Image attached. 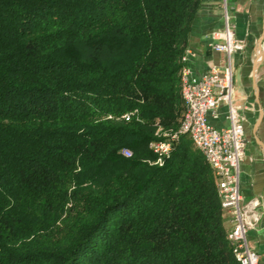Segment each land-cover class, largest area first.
Instances as JSON below:
<instances>
[{
    "label": "trees",
    "instance_id": "trees-1",
    "mask_svg": "<svg viewBox=\"0 0 264 264\" xmlns=\"http://www.w3.org/2000/svg\"><path fill=\"white\" fill-rule=\"evenodd\" d=\"M201 4L0 0V264H240L203 154L149 146Z\"/></svg>",
    "mask_w": 264,
    "mask_h": 264
},
{
    "label": "built area",
    "instance_id": "built-area-1",
    "mask_svg": "<svg viewBox=\"0 0 264 264\" xmlns=\"http://www.w3.org/2000/svg\"><path fill=\"white\" fill-rule=\"evenodd\" d=\"M223 9L225 26L221 32L215 33L217 42L212 48L225 55V63L223 66H211L197 77L186 64L191 53L186 51L180 70L184 111L179 128L174 132L159 127L156 132L158 139L149 146L157 156L155 163L162 164L180 135L193 142L213 170L221 206L231 215L232 227L227 238L236 260L240 264H259V254L251 248L248 232L255 226L260 211L256 199L243 202L240 168L245 156L246 137L240 107L234 102V55L244 50L245 42L236 36L229 19L227 0L223 2ZM221 105L227 107L229 125L217 128L210 119L217 117ZM131 116L127 113L124 118L130 120ZM123 155L130 157L132 151L125 148Z\"/></svg>",
    "mask_w": 264,
    "mask_h": 264
},
{
    "label": "crops",
    "instance_id": "crops-1",
    "mask_svg": "<svg viewBox=\"0 0 264 264\" xmlns=\"http://www.w3.org/2000/svg\"><path fill=\"white\" fill-rule=\"evenodd\" d=\"M224 0H202L189 35L191 53L186 64L200 77L211 66H223L225 55L212 48L214 35L225 26ZM228 14L236 36L245 48L234 55V102L240 107L246 147L240 168L243 202L258 201L259 219L248 232L251 248L264 264V0H227ZM227 107L221 105L211 123L229 125Z\"/></svg>",
    "mask_w": 264,
    "mask_h": 264
},
{
    "label": "rangeland",
    "instance_id": "rangeland-1",
    "mask_svg": "<svg viewBox=\"0 0 264 264\" xmlns=\"http://www.w3.org/2000/svg\"><path fill=\"white\" fill-rule=\"evenodd\" d=\"M157 132V131H156ZM155 135H156V133H155ZM230 215V214H229ZM231 216V215H230Z\"/></svg>",
    "mask_w": 264,
    "mask_h": 264
}]
</instances>
